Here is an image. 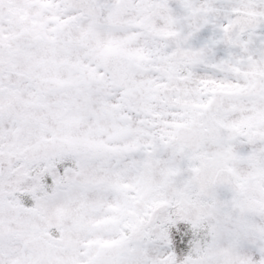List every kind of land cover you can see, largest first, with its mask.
I'll return each instance as SVG.
<instances>
[{
    "label": "snow or ice",
    "instance_id": "1",
    "mask_svg": "<svg viewBox=\"0 0 264 264\" xmlns=\"http://www.w3.org/2000/svg\"><path fill=\"white\" fill-rule=\"evenodd\" d=\"M0 264H264V0H0Z\"/></svg>",
    "mask_w": 264,
    "mask_h": 264
}]
</instances>
